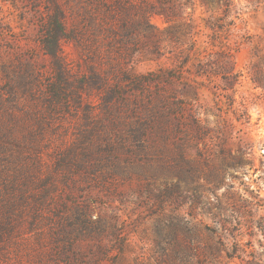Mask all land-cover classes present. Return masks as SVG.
<instances>
[{
    "label": "rangeland",
    "instance_id": "374dc122",
    "mask_svg": "<svg viewBox=\"0 0 264 264\" xmlns=\"http://www.w3.org/2000/svg\"><path fill=\"white\" fill-rule=\"evenodd\" d=\"M78 2L88 47L63 36L60 45L67 61L88 74L99 64L91 53L101 38L99 20L94 5ZM56 14L64 28L70 25L68 0H0V89L16 88L17 105L5 103L12 113L31 108L23 86L35 70L52 77L41 30ZM176 21L191 23L194 36L168 51L186 50L196 40L206 62L229 72L227 83L222 75L212 81L194 76L198 99L183 97L213 132L197 140L183 127L171 138L185 147L183 155H162L158 138L135 140L127 126L107 118L100 91L87 85L61 117L43 124L36 146V137L18 129L24 157H16L7 176L16 169L18 185L27 181L35 210H19L14 232L0 243V264H264V0H190ZM151 22L161 31L170 26L158 15ZM158 67L143 62L137 70ZM46 181L54 185L53 203L36 218L34 200ZM167 182L180 189L166 194Z\"/></svg>",
    "mask_w": 264,
    "mask_h": 264
},
{
    "label": "trees",
    "instance_id": "16d2710c",
    "mask_svg": "<svg viewBox=\"0 0 264 264\" xmlns=\"http://www.w3.org/2000/svg\"><path fill=\"white\" fill-rule=\"evenodd\" d=\"M78 1L68 0L70 25L65 27L67 30L58 14L42 26L41 45L51 60L53 73L51 78L46 79L41 71L35 70V74L32 73L31 79L23 86L30 97L31 108L24 110L22 116L12 113L5 103L17 105L16 88L8 84L7 88L0 89V120L4 112H11L12 116L6 124L0 122V243H4L6 236L14 232L19 210L22 211L26 206L35 210L28 204L35 195L28 197L27 181L18 185L21 175L16 169L11 177L7 176L9 169L16 163V157H24L17 137L18 129L24 130L26 137L38 136L43 124L48 125L61 117L69 109L73 97L78 96V92L87 85H93L100 91L107 118L114 119L120 126H127L135 140L141 136L152 140L158 138L160 145L156 149L162 155L177 151L183 155L185 147L178 140L171 141L173 136L183 132V127L188 126V135L192 133L197 140H203L213 132L202 125L199 110L187 108L188 103L183 97L193 93L198 99L200 84L194 76L212 81L213 77L222 75L224 83H227V76L224 75L229 73L227 68L215 62H206L196 40L186 50L177 53L168 51V46L172 45V49L181 46L188 34L194 36L191 23L182 27L176 21L184 15L190 0H83L94 5L95 20H99L95 21L96 28L101 35L98 41L92 43L91 51L99 64H94L95 67L88 74L76 70L67 61L60 45L63 36L79 49L88 47L83 36L84 26L77 7ZM154 15L165 18L170 24L168 29L161 31L154 26L151 22ZM218 56L225 58L226 54L222 52ZM165 60L172 62V65H164ZM143 62H154L159 67L142 74L137 67ZM226 87L222 89H231L227 84ZM3 94H8V97H3ZM134 121L140 125L132 127L131 122ZM33 122L41 123L40 128H35ZM122 136H126L122 138L129 141L127 135ZM39 142L36 137L31 147ZM126 143L124 141L122 146H126ZM169 169H172L170 165ZM164 186L166 194H170L172 188L180 189L178 185L173 186L172 182ZM53 187L46 181L42 192L37 194L40 197L34 200V205L36 202L40 215L36 214V218L43 216L41 212L44 209H50ZM91 214L89 210L87 216ZM89 228L86 225L78 226L80 231Z\"/></svg>",
    "mask_w": 264,
    "mask_h": 264
}]
</instances>
